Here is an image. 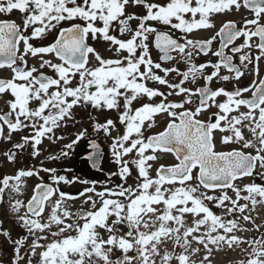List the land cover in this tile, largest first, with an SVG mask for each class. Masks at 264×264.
<instances>
[{
	"label": "snow or ice",
	"instance_id": "1",
	"mask_svg": "<svg viewBox=\"0 0 264 264\" xmlns=\"http://www.w3.org/2000/svg\"><path fill=\"white\" fill-rule=\"evenodd\" d=\"M262 65L264 0H0L7 264H264Z\"/></svg>",
	"mask_w": 264,
	"mask_h": 264
},
{
	"label": "rangeland",
	"instance_id": "2",
	"mask_svg": "<svg viewBox=\"0 0 264 264\" xmlns=\"http://www.w3.org/2000/svg\"><path fill=\"white\" fill-rule=\"evenodd\" d=\"M11 18L17 19V16L13 15ZM101 119H103V117H101ZM17 139H18V137H17ZM8 147H9L8 144L0 142V153L7 150ZM45 148L48 150L46 152V154L55 153V151L57 150V146H52V145H47V144L45 145ZM41 159H43V157H41ZM66 163L67 162H64L63 164H60V163L53 164V163L49 162V163L45 164V166H47V167L58 166V167L63 168V167H66V165H67ZM24 164H36L37 167L40 166L39 161H32L30 159H27V160H22V162L19 165H17L16 167H21ZM113 168H114V166H113ZM108 170H109V168L107 167L106 171H108ZM13 171H14V167L12 165H6L4 163L3 157L0 156V176H2L5 173L10 174ZM245 182L247 183L248 181L246 180ZM32 183H35V181H32ZM81 189H82V186H80L78 184L72 185V186H66L63 188L64 191L70 192L73 194L77 193ZM30 194H31V190L29 188L28 195H30ZM75 207H79V201L76 202ZM260 215H261V220H258L257 223H261L262 221H264V211H262ZM0 219H6L3 215L2 209H0ZM10 227H11V224L9 222H6L4 224V228H10ZM248 227H251V225H248ZM261 231L264 232V229H261ZM15 235H16V232L14 231L13 236H15ZM250 235H258V233H251ZM4 241H5V238L0 236V248L4 249L3 253L0 254V258H2L4 260L5 264H7L8 260H9V255H10L11 249L6 246ZM242 258H243L242 253H240L238 251L232 252V251L226 250V251L214 253L213 264H237V262Z\"/></svg>",
	"mask_w": 264,
	"mask_h": 264
},
{
	"label": "flooded vegetation",
	"instance_id": "3",
	"mask_svg": "<svg viewBox=\"0 0 264 264\" xmlns=\"http://www.w3.org/2000/svg\"><path fill=\"white\" fill-rule=\"evenodd\" d=\"M207 35H209V33H203L202 34V36H207ZM156 55H157V53L155 51H153L154 58H155ZM261 75H264V65L261 66ZM249 80H250V77L246 76V77H244L242 79L241 84L242 85H246V84L249 83ZM230 86L231 85H229V87ZM167 162H170V158H169V161H167ZM66 164H67L66 167H69L68 163H66ZM72 168H73V172L76 175H83L84 174L83 172H81V169H84V164H83L82 161L77 160L76 163L74 165H72ZM106 170H107V167L105 168V171ZM89 178H96V179H101L102 180L104 178V175L101 174V173L91 172Z\"/></svg>",
	"mask_w": 264,
	"mask_h": 264
}]
</instances>
